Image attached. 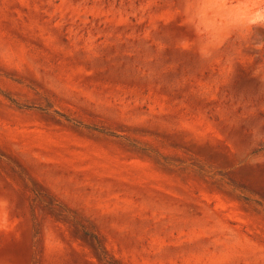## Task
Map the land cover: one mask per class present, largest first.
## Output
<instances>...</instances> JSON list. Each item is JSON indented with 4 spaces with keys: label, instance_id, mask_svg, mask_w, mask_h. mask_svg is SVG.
I'll return each instance as SVG.
<instances>
[{
    "label": "rangeland",
    "instance_id": "1",
    "mask_svg": "<svg viewBox=\"0 0 264 264\" xmlns=\"http://www.w3.org/2000/svg\"><path fill=\"white\" fill-rule=\"evenodd\" d=\"M0 264H264V0H0Z\"/></svg>",
    "mask_w": 264,
    "mask_h": 264
}]
</instances>
